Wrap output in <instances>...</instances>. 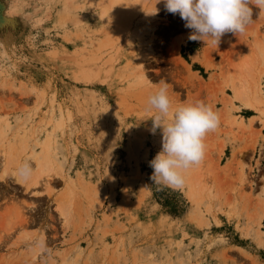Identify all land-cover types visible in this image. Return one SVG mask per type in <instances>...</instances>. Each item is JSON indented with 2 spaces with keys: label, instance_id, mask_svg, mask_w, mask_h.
<instances>
[{
  "label": "rangeland",
  "instance_id": "rangeland-1",
  "mask_svg": "<svg viewBox=\"0 0 264 264\" xmlns=\"http://www.w3.org/2000/svg\"><path fill=\"white\" fill-rule=\"evenodd\" d=\"M252 7L246 32L217 46L189 41L163 0H0V264H264ZM161 81L173 109L203 101L219 116L202 162L168 187L190 205L178 218L152 196L161 133L147 101Z\"/></svg>",
  "mask_w": 264,
  "mask_h": 264
},
{
  "label": "clouds",
  "instance_id": "clouds-1",
  "mask_svg": "<svg viewBox=\"0 0 264 264\" xmlns=\"http://www.w3.org/2000/svg\"><path fill=\"white\" fill-rule=\"evenodd\" d=\"M163 3L167 12L178 14L184 27L191 30L189 41L217 46L225 34L237 36L246 32L253 19L252 6L264 13V0H163ZM161 85L147 101L150 109L155 110L149 131L155 135L159 129L161 133V149L148 162L153 170L150 179L156 185L179 188L184 183L183 172L202 162L205 138L219 126V116L203 101L173 109L168 85L163 81ZM31 172L27 162L18 168V175L24 180L30 178Z\"/></svg>",
  "mask_w": 264,
  "mask_h": 264
},
{
  "label": "trees",
  "instance_id": "trees-1",
  "mask_svg": "<svg viewBox=\"0 0 264 264\" xmlns=\"http://www.w3.org/2000/svg\"><path fill=\"white\" fill-rule=\"evenodd\" d=\"M157 188L152 191L153 199L167 211L168 215L178 218L188 212L190 205L179 191L163 185H159Z\"/></svg>",
  "mask_w": 264,
  "mask_h": 264
},
{
  "label": "bare ground",
  "instance_id": "bare-ground-1",
  "mask_svg": "<svg viewBox=\"0 0 264 264\" xmlns=\"http://www.w3.org/2000/svg\"><path fill=\"white\" fill-rule=\"evenodd\" d=\"M243 88H245V87H243ZM253 88H254V90H253ZM253 88L251 89L250 92H249V89H248V92H249V94L255 96L254 98L257 99V98H259V91H258V89H257L256 86H254ZM249 94H247L244 90H242V88L240 90L236 91L237 98L240 99V100H242V101H247V99L249 98Z\"/></svg>",
  "mask_w": 264,
  "mask_h": 264
}]
</instances>
